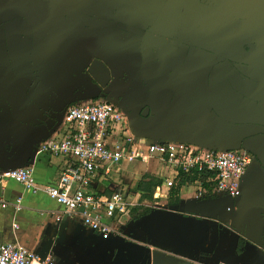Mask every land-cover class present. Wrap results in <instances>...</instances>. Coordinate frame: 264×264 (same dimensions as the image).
<instances>
[{
    "label": "crops",
    "instance_id": "1",
    "mask_svg": "<svg viewBox=\"0 0 264 264\" xmlns=\"http://www.w3.org/2000/svg\"><path fill=\"white\" fill-rule=\"evenodd\" d=\"M208 1L0 0V171L26 166L38 189L0 184V245L51 255L54 264H264V149L257 146L248 151L252 161L234 201L197 199V188L184 183L172 195L178 181L166 188L151 164L115 167L98 189L110 194L124 185L139 205L118 224L121 236L107 239L43 190L58 182L65 160L37 148L63 137V113L80 103L103 98L130 115L136 134L199 147L245 150V140L264 129V74L241 80L229 73L231 29L221 26L210 47L226 60L188 48L200 44L196 27ZM93 60L110 71L104 88L87 73ZM224 77L241 94H230ZM158 100L174 122L171 137L141 127ZM144 176L161 181L157 199L154 189L142 200L137 184Z\"/></svg>",
    "mask_w": 264,
    "mask_h": 264
},
{
    "label": "built area",
    "instance_id": "2",
    "mask_svg": "<svg viewBox=\"0 0 264 264\" xmlns=\"http://www.w3.org/2000/svg\"><path fill=\"white\" fill-rule=\"evenodd\" d=\"M62 124L66 130L60 140L44 141L37 148L38 153L65 160L58 182L43 190L99 239L121 236L118 224L139 205L138 198L131 196L124 185L118 184L110 194L98 189L99 181H111L115 167L122 163L153 165L152 174L162 177L168 189L185 177L184 185L197 188V199L223 196L234 201L241 195L242 179L252 161L246 150L203 148L188 142L135 136L129 116L102 99L69 107ZM8 181L32 193L38 190L29 168L0 171V184ZM159 189L155 188L154 199L160 196ZM1 206L5 208L6 204ZM14 207L16 211L21 209L20 199ZM0 264H54V259L6 243L0 245Z\"/></svg>",
    "mask_w": 264,
    "mask_h": 264
},
{
    "label": "flooded vegetation",
    "instance_id": "3",
    "mask_svg": "<svg viewBox=\"0 0 264 264\" xmlns=\"http://www.w3.org/2000/svg\"><path fill=\"white\" fill-rule=\"evenodd\" d=\"M205 6L196 27V34L201 37L200 44L198 47L188 46L192 53L211 60L220 58L210 47L216 40L215 35L219 28L227 26L231 29L232 38L231 50L228 52L231 64L229 73L241 80H246L247 76L264 74V0H209ZM166 41L170 45L176 43L174 36ZM225 80L230 94H241L234 81L227 77ZM259 101L255 102V118L260 111ZM250 138L264 141V129ZM233 210L234 208L228 212Z\"/></svg>",
    "mask_w": 264,
    "mask_h": 264
},
{
    "label": "water",
    "instance_id": "4",
    "mask_svg": "<svg viewBox=\"0 0 264 264\" xmlns=\"http://www.w3.org/2000/svg\"><path fill=\"white\" fill-rule=\"evenodd\" d=\"M87 73L91 75V77L94 79V81L100 86V87H106L110 81V71L108 70V68L100 61L98 60H93L87 69ZM110 102V101H108ZM112 103V102H111ZM115 104V103H114ZM117 105V104H116ZM119 108L122 109L121 106L117 105ZM123 110V109H122ZM124 111V110H123ZM127 114V113H126ZM128 116H130L129 114H127ZM129 125H130V129L132 130L133 134L135 136L138 137H143V138H147L149 140H152L146 136H142V135H138L134 132L135 129V125L132 122V118L129 117ZM261 139L259 138H249L248 140H245V142L243 143V148L247 151H251L253 152L255 149L254 147L257 146L258 149H264V145L259 143ZM153 141H181V142H188V143H192L195 144L196 143L192 140H181V139H166V140H153ZM203 148H216V149H220V150H237L239 148H218V147H203ZM27 168L26 166H22V167H18V168ZM9 169H15V168H9ZM4 170H8V169H4ZM3 171V170H2ZM243 180V179H242ZM243 187V184H242ZM240 261V260H239Z\"/></svg>",
    "mask_w": 264,
    "mask_h": 264
},
{
    "label": "rangeland",
    "instance_id": "5",
    "mask_svg": "<svg viewBox=\"0 0 264 264\" xmlns=\"http://www.w3.org/2000/svg\"><path fill=\"white\" fill-rule=\"evenodd\" d=\"M153 103L151 116L145 123L141 122V127H149L150 129L159 131L164 135V137H171L169 133L174 125V122H172V120L163 112V100H158Z\"/></svg>",
    "mask_w": 264,
    "mask_h": 264
},
{
    "label": "trees",
    "instance_id": "6",
    "mask_svg": "<svg viewBox=\"0 0 264 264\" xmlns=\"http://www.w3.org/2000/svg\"><path fill=\"white\" fill-rule=\"evenodd\" d=\"M187 180L185 177H180L178 181V187L173 188L172 195H175L177 193V190L179 187ZM191 181V180H190ZM161 184V181L155 178H151L148 176H144L140 179V181L137 184V190L141 193L142 200L144 199H151L152 193L158 185Z\"/></svg>",
    "mask_w": 264,
    "mask_h": 264
}]
</instances>
